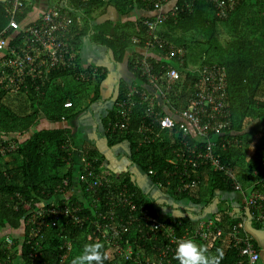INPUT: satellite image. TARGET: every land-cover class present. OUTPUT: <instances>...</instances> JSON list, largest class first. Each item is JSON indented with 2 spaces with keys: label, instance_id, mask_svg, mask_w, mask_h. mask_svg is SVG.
Returning a JSON list of instances; mask_svg holds the SVG:
<instances>
[{
  "label": "trees",
  "instance_id": "obj_1",
  "mask_svg": "<svg viewBox=\"0 0 264 264\" xmlns=\"http://www.w3.org/2000/svg\"><path fill=\"white\" fill-rule=\"evenodd\" d=\"M68 1L72 16L69 40L75 49L84 38H89L111 49L117 60L123 59L126 54L128 69L138 79L146 81L141 75L138 62L143 55L142 47L138 43L132 46L130 41L132 34L144 33L143 17L124 21L106 19L99 23L95 21L93 13L98 8L99 12H103L108 5L122 14L133 9L149 12L153 10L151 3L148 0ZM6 2L0 0V31L6 29L8 23ZM30 6L16 13L20 23L29 14ZM161 25L158 33L185 50L182 61L177 56H169L160 48L149 53L156 72L163 70L167 64L176 66L180 71L181 78L166 93L167 107L172 109L185 105L195 74L190 65L201 67L213 62L223 63L227 70L231 107L230 130L233 134L238 131L243 137L250 136V144L248 146L244 142L240 147L232 145L225 150L220 149L221 160L233 167L244 187L252 182L254 184L256 180L261 183L264 180V0H238L226 16H218L210 1L194 0L191 10H182ZM75 55L74 68L52 71L37 90L33 85H29L27 90L16 91L0 87V137L9 135L17 143L14 149L0 156V264H71L73 255L85 243L95 240L105 244L108 259L104 264H142L117 256L115 249L107 245L97 233L93 224L96 215L91 210L92 199L96 198L98 202L94 210L107 209L108 188L102 187L95 197L85 190L84 182L75 176L82 166L70 160V129L56 125L62 116L71 117L78 111V107L85 108L95 100L99 94L100 81L105 76V71L98 66L100 72L94 78H77L75 71H89L95 64L83 65L78 53ZM126 88L125 83L121 84L119 96ZM67 99L71 100L72 105L65 107ZM81 103H85V106L80 107ZM114 109L112 107L102 118L105 127L108 121L114 119ZM141 113L138 107L135 114L141 116ZM136 116L132 117L129 129L105 132L109 145L122 140L129 141L131 162L149 175L154 183L161 181L162 189L175 199L187 198L206 204L218 190L221 193H217L220 202H226L221 195L235 189L222 171L210 166H200L196 171H208L207 183L201 181L190 191H178L179 179L171 173L174 166L169 162V158L174 156L173 147L177 144L178 130L163 129L160 137L139 143L136 133L139 117L137 119ZM40 119L52 125L36 128ZM88 151V157H98L97 168L103 167L104 156L95 147L88 148ZM108 172L112 179L110 188L126 185L134 192L133 198L138 204L143 203L152 211L160 212L153 199L130 178L128 171L119 175ZM64 179L67 180L66 184L63 183ZM72 183L78 184L83 191L84 195L79 200L76 196L66 197L62 193ZM52 203L80 205L78 214L82 219L75 220L65 213L57 216L38 214V210L50 207ZM122 212L125 213L126 209ZM218 212L225 222H233L241 216L240 212L233 211L229 203L221 206ZM164 219L171 222L179 233L185 229L192 230L196 223L190 215H168ZM253 225L264 227V221L253 220ZM133 234L131 230L126 235L130 238ZM197 240L213 252L221 249L224 253L221 264H240L238 250L231 245L228 234L215 236L211 231L206 239ZM67 241L71 243L68 249L65 244ZM169 264L179 262L173 257Z\"/></svg>",
  "mask_w": 264,
  "mask_h": 264
},
{
  "label": "built area",
  "instance_id": "obj_2",
  "mask_svg": "<svg viewBox=\"0 0 264 264\" xmlns=\"http://www.w3.org/2000/svg\"><path fill=\"white\" fill-rule=\"evenodd\" d=\"M153 6V14L142 19L145 27L143 34L131 36L133 43L142 47L143 55L138 60L141 75L146 78L145 84H136L127 88L114 100L115 117L108 122L106 131L127 130L131 126L132 117L137 115L136 133L139 143L149 142L156 136L160 137L163 129L178 130L174 156L169 158L174 169L171 171L179 179L178 191H190L198 184L196 171L200 166H210L220 170L231 181L235 190L242 191V183L238 180L233 167L221 160L220 149L225 150L232 145L242 146L244 141L230 130L231 107L227 90V71L224 64L213 62L201 67L190 65L195 74L189 88L185 105L169 109L167 91L180 78L179 69L167 64L163 70L156 72L149 59L150 52L160 48L169 56H177L182 61L185 50L176 46L158 33L161 24L169 17L176 16L182 10H191L193 0L173 1L169 8L165 4L169 0H148ZM218 16H226L238 0H208ZM26 0H8L5 6L8 16L6 29L0 31V87L10 91L29 89L33 85L37 90L52 71L68 70L76 66L75 48L70 42L69 33L72 16L67 6L53 3L46 7L39 16L25 24L16 18ZM12 29L13 32H7ZM19 35V37H17ZM98 66L90 70L75 71L80 79L94 78L98 74ZM67 99L64 106H71ZM140 107L141 116L135 114ZM160 107V108H159ZM235 135V136H234ZM17 143L10 136L0 137V156L14 149ZM97 156H84L82 170L77 178L84 182V188L93 197L98 195L102 187L106 190L108 208L98 209L94 225L100 237L113 249L122 253L124 258H132L141 262L139 243L155 239L159 244L156 249L159 258L168 260L174 255L176 242L179 238L206 239L212 231L215 236L227 232L231 245L237 248L240 264H260V251L255 245L253 235L247 230L248 218L256 221L264 220V189L257 186L256 180L243 202L238 208L241 216L233 222H225L220 218H204L199 220L194 229L186 230L177 235L172 224L151 210L148 205L138 204L134 192L126 185L110 188L112 179L104 175L96 166ZM151 172V170H149ZM195 175L192 177V174ZM66 184L67 180L64 179ZM264 186V184H263ZM92 205L98 203L92 199ZM126 212H122L123 209ZM80 205L65 203L61 206L42 207L38 214L59 215L65 213L75 220H81ZM249 219V220H250ZM134 231L133 237L126 234ZM165 239L163 242L160 240ZM67 249L70 243L67 241ZM147 252V251H145ZM142 264H150L147 258ZM153 264H156L153 262Z\"/></svg>",
  "mask_w": 264,
  "mask_h": 264
},
{
  "label": "crops",
  "instance_id": "obj_3",
  "mask_svg": "<svg viewBox=\"0 0 264 264\" xmlns=\"http://www.w3.org/2000/svg\"><path fill=\"white\" fill-rule=\"evenodd\" d=\"M1 1L2 2L7 1L6 5L8 4V0H1ZM26 1L27 4L24 5L22 10L27 5H31L30 6L31 9L29 10V14H26V16L24 17L22 21L23 23H21L22 25L35 20L46 7H48L53 3H59L60 5L67 6L69 11H71V6L69 5L70 2L68 0H26ZM173 1L174 0H169L165 4V8L166 9L169 8V6H171ZM175 1L180 3L183 0L182 1L175 0ZM22 10L17 12H22ZM153 12H154L153 10L148 12L142 9H133L125 14H122L118 12L115 9V7H113L112 5H108L106 6L103 12H99V8H98L94 11L93 14L95 16V21L100 23L105 21L106 19H110L112 21H124V20H135L140 16L145 18L151 16ZM131 36H130V41H131ZM87 40H89V38H84L82 40V42L79 44V47L75 49V53H78L80 62L83 65L92 63L97 66H101L102 71H105V76L100 81L99 94L95 100L90 102L85 108L78 107L77 109L78 111L75 114H73L71 117L66 118L62 116V119L56 122V125L68 127L70 129V133L72 134V139L68 144L71 153L70 155L71 162L73 164L76 165L79 164L83 166L82 159L84 156L89 155L88 148L95 147L98 150V152L104 156V163H103V167L101 166V168L99 169L100 172L104 175L105 174L108 175L111 178L110 174H107L110 173L108 171H112L116 175L128 171L130 178L146 194H148L151 197V199H153L155 204L159 207L160 212L159 213L157 211L156 212L163 219L165 216L168 215H173L175 217L190 215L192 219L196 221V223L201 219L210 218V217L211 218L217 217L221 219V217H219L220 214L218 212L219 208L228 203L232 206L233 211L238 212V208H240V204H242V202L244 201L243 197L245 193H248L250 189L253 187V182L245 187L242 185L243 186L242 191L233 190L231 192H228L227 194H222L221 197L226 201L222 203L220 202L219 195L217 194L219 193L218 190L215 191L216 195L206 204L194 202L193 200L187 198L175 199L172 197V195H170L168 192L162 189L160 184L161 181H159V183H154L150 179L149 175L143 172L136 164L131 162L129 156L130 154L129 141L122 140L112 145L108 144L107 135L105 134L106 127L102 122V118L107 115L108 111L112 107L113 108L115 107L114 100L116 96L119 94V89L121 84L125 83L127 85V88L136 84H144V86L146 87L147 85L145 84V81L138 79L136 75H134V73L128 69L126 62L127 61L126 54L124 55L123 59L117 60L114 58L111 49H109L104 45H100L95 42H92L91 40H90L91 42H89L91 48L87 50L85 49L84 46V42H86ZM131 44L133 46L132 41ZM92 94L93 92L90 93V95ZM83 106H85V103L80 104V107ZM50 125L52 124L47 120L40 119L39 123L36 125V128H40L42 126H50ZM236 133L244 141L243 136L240 134V132L237 131ZM78 174L79 171H76L75 176L77 177ZM196 175L199 178L197 186L201 181L203 182L208 181L209 176L207 170L206 171L200 170L199 172L196 173ZM263 184H264V180H262V182L259 183L261 188L264 189ZM62 193L66 197L76 196L78 200L81 199V197H83L82 195H84L83 191L79 189V186L76 183H72L69 186V188L63 189ZM55 205L61 206V204H55ZM70 205H75V203ZM93 207L94 206L92 205L91 210L95 215L97 210H94ZM249 219L250 218H248V221H246L247 222L246 228L253 235L254 243L259 248L260 251L259 263L264 264V227H255L253 225V220L255 219L254 218H251L250 220ZM165 222L172 224L171 222H167V221ZM196 223L194 224V227ZM194 227L192 229H194ZM174 229L177 235H182V233L187 230L185 229L183 232L179 233L175 227ZM224 234H228V233L225 232ZM197 238L198 237L194 238L193 240H195L197 243H200V241H198ZM68 242L70 243V241ZM158 244L159 242H157L155 239H149V241L147 242L145 241V243H139L140 250L139 253H137V256L141 257L140 258L141 262H143L146 258L147 260H149L150 264H153V262L156 264H169L172 261L174 255L171 257L170 260H168L167 258H159V254L156 249V246ZM115 252L118 254L117 256L123 257L120 250L119 252L115 250ZM130 259L133 260L132 258Z\"/></svg>",
  "mask_w": 264,
  "mask_h": 264
},
{
  "label": "clouds",
  "instance_id": "obj_4",
  "mask_svg": "<svg viewBox=\"0 0 264 264\" xmlns=\"http://www.w3.org/2000/svg\"><path fill=\"white\" fill-rule=\"evenodd\" d=\"M224 253L221 249L211 251L205 244L191 238H179L174 259L179 264H221ZM108 259L105 244L99 240L85 243L71 259V264H104Z\"/></svg>",
  "mask_w": 264,
  "mask_h": 264
},
{
  "label": "rangeland",
  "instance_id": "obj_5",
  "mask_svg": "<svg viewBox=\"0 0 264 264\" xmlns=\"http://www.w3.org/2000/svg\"><path fill=\"white\" fill-rule=\"evenodd\" d=\"M89 42H91V41L90 40H87L86 42H84L85 49H87V50H89L91 48ZM86 100L88 101L89 99L87 98ZM243 139H244V142H247V144H248L249 143V140H250V136L247 135L246 137H243ZM249 144H248V146H249Z\"/></svg>",
  "mask_w": 264,
  "mask_h": 264
}]
</instances>
